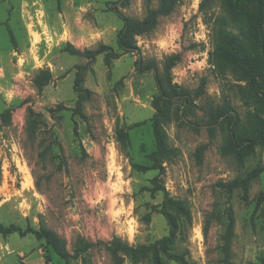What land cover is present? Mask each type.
Instances as JSON below:
<instances>
[{
    "label": "rangeland",
    "instance_id": "obj_1",
    "mask_svg": "<svg viewBox=\"0 0 264 264\" xmlns=\"http://www.w3.org/2000/svg\"><path fill=\"white\" fill-rule=\"evenodd\" d=\"M159 1L0 0V222L53 229L72 256L65 262L32 234L0 233V264H113L108 244L115 237L139 246L168 234L164 191L152 190L159 172L150 160L156 148L152 101L159 91L154 72H139L136 61L154 59L164 74L173 54L180 58L170 70L172 83L194 99L187 115L184 101L161 103L168 108L163 125L177 154L164 162L159 180L192 212L191 225L178 234V251L195 264H224L222 237L232 207L230 264L259 263L264 170L250 180L248 200L242 184H224L264 167V146H254L238 164L222 153L226 121L212 132L205 122L207 111L226 98L244 120L264 114L244 98V81L211 64L218 3L205 13L202 0H179L153 30L135 36L138 50H119L118 12L142 19ZM70 40L80 50L108 44L115 56L106 64L104 53L94 59L73 55L65 50ZM46 69L52 77L39 88L35 78ZM79 76L78 88L91 92L82 102L86 118L77 113ZM257 79L264 97V68ZM80 237L94 245L76 256ZM122 255L123 264H154L151 254L137 263ZM161 256L165 264H181Z\"/></svg>",
    "mask_w": 264,
    "mask_h": 264
},
{
    "label": "trees",
    "instance_id": "obj_2",
    "mask_svg": "<svg viewBox=\"0 0 264 264\" xmlns=\"http://www.w3.org/2000/svg\"><path fill=\"white\" fill-rule=\"evenodd\" d=\"M126 4L130 0H124ZM179 0H160L157 7L148 8L144 18L139 19L132 16L122 15L123 26L117 33V44L122 53L138 50L135 36L142 35L153 30L158 19L174 11ZM218 3L221 13L215 16L213 50L210 51V61L215 68H227L236 74L245 85L240 86L241 93L248 102L256 104L258 110L264 114V97L261 96L260 82L257 73L264 68V0H202L200 9L205 13ZM115 10V8H113ZM65 50L73 55H82L88 59H94L97 55L104 53L106 64L110 63V57L115 56L111 46L99 43L94 49L80 50L71 44H66ZM112 55V56H111ZM180 56L173 54L166 58L164 74L158 68V63L154 59L144 61L140 57L136 61V68L139 72L153 71L159 94L152 101L155 114L152 117L153 133L156 148L150 154L151 168L157 169L158 174L153 179V191H164V199L161 212L167 218L169 232L162 238L151 244H141L132 246L125 243L120 237H115L108 244V249L112 255L113 264H123L126 253L133 262L137 263L148 254L152 255L154 264H165L162 260L161 252L167 257L181 262V264H195L182 252L178 251V234L185 227L192 223V212L187 200L171 196L161 184L159 178L165 172L164 162L177 154L174 147L169 144L168 135L163 125V120L168 118V108L161 103L170 99L184 101V114L187 115L194 105L191 91L184 87H178L172 83L170 77L171 68L177 63ZM83 68V66H81ZM52 77L49 69L42 70L35 78L39 88ZM80 76L76 79V90L79 92L77 101V113L86 118L82 111V102L91 92L88 89L78 88ZM205 79L200 87L204 91ZM85 91V95H84ZM203 93V92H202ZM180 116V113H179ZM226 121L228 127V139L223 145L222 153L232 155L238 164H243L246 157L256 145L264 146V118L258 113H251L247 120L242 119L237 107L228 98L223 104L211 107L207 111L205 125L212 132L217 129L222 122ZM264 170L263 166H258L248 178L239 180L238 178L227 182L224 185L233 189L240 184L243 185L244 199L248 200L250 180ZM225 232L222 240V263L230 264V253L233 237L235 236V216L233 208L230 207L225 221ZM21 235L32 234L38 240H44L46 245L53 250L61 259L68 262L72 257L67 249L65 240L60 235L46 226L39 229L33 227L22 228L19 224L5 225L0 222V233L7 236L12 233ZM94 244L86 242L80 237L76 249V256L84 252ZM18 264V263H17ZM257 264H264V254Z\"/></svg>",
    "mask_w": 264,
    "mask_h": 264
},
{
    "label": "crops",
    "instance_id": "obj_3",
    "mask_svg": "<svg viewBox=\"0 0 264 264\" xmlns=\"http://www.w3.org/2000/svg\"><path fill=\"white\" fill-rule=\"evenodd\" d=\"M71 39H72V38H71ZM69 43H71V44H72V43H74V42H73L72 40H70V42H69ZM72 45H73V46H76V45H75V43H74V44H72ZM76 48H77V47H76Z\"/></svg>",
    "mask_w": 264,
    "mask_h": 264
}]
</instances>
